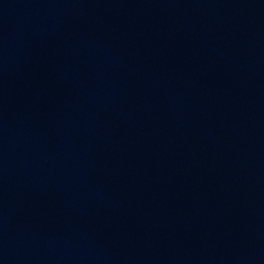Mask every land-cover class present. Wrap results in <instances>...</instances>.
<instances>
[{
	"label": "water",
	"instance_id": "water-1",
	"mask_svg": "<svg viewBox=\"0 0 264 264\" xmlns=\"http://www.w3.org/2000/svg\"><path fill=\"white\" fill-rule=\"evenodd\" d=\"M0 264H264V0H0Z\"/></svg>",
	"mask_w": 264,
	"mask_h": 264
}]
</instances>
